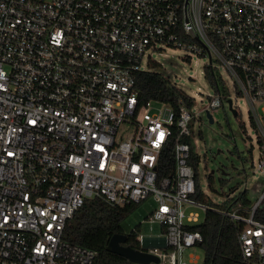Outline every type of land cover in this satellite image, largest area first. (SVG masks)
Returning <instances> with one entry per match:
<instances>
[{
    "label": "built area",
    "instance_id": "1",
    "mask_svg": "<svg viewBox=\"0 0 264 264\" xmlns=\"http://www.w3.org/2000/svg\"><path fill=\"white\" fill-rule=\"evenodd\" d=\"M169 47L210 58L216 93L200 113L214 118L225 104L240 113L216 71L231 74L264 177V0H0V264H94L98 251L65 231L95 197L112 206L153 199L149 221L167 244L147 250L156 264L198 263L185 259L203 240L188 229L199 214L187 209L210 207L192 198L194 101L141 104L136 90L145 57ZM167 146L169 176L160 163ZM261 208L264 187L246 208L211 207L240 223L242 254L254 264H264Z\"/></svg>",
    "mask_w": 264,
    "mask_h": 264
},
{
    "label": "rangeland",
    "instance_id": "2",
    "mask_svg": "<svg viewBox=\"0 0 264 264\" xmlns=\"http://www.w3.org/2000/svg\"><path fill=\"white\" fill-rule=\"evenodd\" d=\"M187 55L179 47H169L162 53L151 52L143 63L145 68L159 72L194 98L193 112L197 114V119L192 121L193 135L189 137V143L193 157L197 159L195 162L201 190L211 204L220 209L230 208L232 199L244 191H247L251 203L255 204L263 190L264 177L256 170L259 160L258 132L250 122L249 106L243 97L235 96L233 77L219 65L216 74L220 89L223 94H229L234 99V106H239L240 113L234 115L229 104H225L212 110L214 122L211 123L206 112L200 113L216 93L214 82L205 76V67L210 58ZM238 204L241 202L238 201ZM156 207L157 203L151 198L139 203L123 220L124 232L129 234L137 230L144 237L161 236V224L149 221ZM187 211L198 213L199 222L203 221L205 211L201 208L190 207ZM191 256L199 257L197 264H200L204 259L203 250L199 246L191 247L186 251L185 259L189 260Z\"/></svg>",
    "mask_w": 264,
    "mask_h": 264
},
{
    "label": "trees",
    "instance_id": "3",
    "mask_svg": "<svg viewBox=\"0 0 264 264\" xmlns=\"http://www.w3.org/2000/svg\"><path fill=\"white\" fill-rule=\"evenodd\" d=\"M205 76L215 85L216 77L209 66L205 67ZM136 90L141 104L154 99L170 102L179 107L177 103L180 97L189 106L194 101L182 89L172 85L162 74L151 70L137 73ZM196 160L192 154L190 162L194 166L197 175ZM160 163L162 174L169 176L173 173V148L171 146L165 147L162 151ZM209 179L211 180V176H209ZM192 198L210 207L205 211L202 222L188 226L189 230L198 231L203 236V240L198 244L204 253V259L200 264H254L253 260L244 257L242 254L238 242L240 223L234 222L211 209L214 206L201 190L198 179L197 190ZM238 201L241 202L244 208L251 204L247 191L233 198L230 205L236 204ZM138 205L139 203L112 206L97 197L87 199L69 222L65 231V238L74 244L97 250L98 256L94 264H137L125 257L107 251L106 248L114 234L125 233L122 222ZM256 217L264 221V208L258 210ZM138 235L137 230H132L128 234V240L125 244L136 249L140 248Z\"/></svg>",
    "mask_w": 264,
    "mask_h": 264
},
{
    "label": "water",
    "instance_id": "4",
    "mask_svg": "<svg viewBox=\"0 0 264 264\" xmlns=\"http://www.w3.org/2000/svg\"><path fill=\"white\" fill-rule=\"evenodd\" d=\"M233 113L236 114V111L233 110ZM207 117L209 118V121L211 123L214 122V118L209 111H207ZM127 240H128V234L116 233L110 238L106 249L111 253H115L122 257L127 258L129 261L133 263L150 264L152 262L153 263L159 262L158 256L147 251L150 247L153 248L159 247L163 249L167 248L165 236H155V237L145 236L143 237L140 248L137 249L131 247L130 245H126L125 243L127 242Z\"/></svg>",
    "mask_w": 264,
    "mask_h": 264
},
{
    "label": "crops",
    "instance_id": "5",
    "mask_svg": "<svg viewBox=\"0 0 264 264\" xmlns=\"http://www.w3.org/2000/svg\"><path fill=\"white\" fill-rule=\"evenodd\" d=\"M162 230L164 231V228L162 227ZM163 233V232H162ZM127 234V233H126ZM161 236H163L162 234H161ZM141 244V243H140Z\"/></svg>",
    "mask_w": 264,
    "mask_h": 264
}]
</instances>
